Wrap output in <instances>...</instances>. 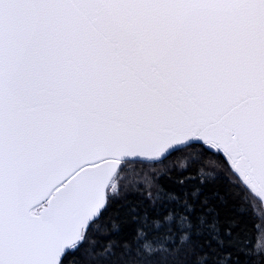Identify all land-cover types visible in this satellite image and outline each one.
Here are the masks:
<instances>
[{
    "label": "snow or ice",
    "instance_id": "1",
    "mask_svg": "<svg viewBox=\"0 0 264 264\" xmlns=\"http://www.w3.org/2000/svg\"><path fill=\"white\" fill-rule=\"evenodd\" d=\"M264 0H0V264H264Z\"/></svg>",
    "mask_w": 264,
    "mask_h": 264
},
{
    "label": "trees",
    "instance_id": "2",
    "mask_svg": "<svg viewBox=\"0 0 264 264\" xmlns=\"http://www.w3.org/2000/svg\"><path fill=\"white\" fill-rule=\"evenodd\" d=\"M257 223H264V217H262L261 220L257 221Z\"/></svg>",
    "mask_w": 264,
    "mask_h": 264
}]
</instances>
